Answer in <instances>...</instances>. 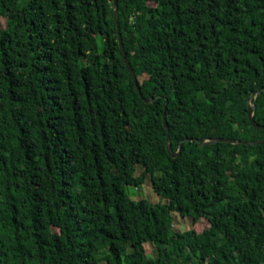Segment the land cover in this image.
Here are the masks:
<instances>
[{
    "label": "trees",
    "instance_id": "trees-1",
    "mask_svg": "<svg viewBox=\"0 0 264 264\" xmlns=\"http://www.w3.org/2000/svg\"><path fill=\"white\" fill-rule=\"evenodd\" d=\"M118 10L0 0V264H264V0Z\"/></svg>",
    "mask_w": 264,
    "mask_h": 264
},
{
    "label": "water",
    "instance_id": "water-1",
    "mask_svg": "<svg viewBox=\"0 0 264 264\" xmlns=\"http://www.w3.org/2000/svg\"><path fill=\"white\" fill-rule=\"evenodd\" d=\"M115 7H116V14H117V19H119V16H118V9H119V0H115ZM118 37H119V42H120V46H121V50H122V53H123V58L126 62V65L129 69V72L134 80V83L136 85V89L137 91L141 94V86L139 84V80H138V77H137V74L135 73L129 59H128V55H127V52H126V49H125V45L123 43V38H122V35H121V31H120V23H118ZM264 92V88H261L259 89L253 96L252 98L255 99V102L253 105L249 104V120L250 122L252 123V125L261 130V131H264V126H261L259 125L256 121H255V109H256V104L259 100V97L260 95ZM143 100L147 101V102H152L153 98H144L143 97ZM165 109H167V105H165ZM164 122H165V126L166 128L168 129V134H167V147H168V151L169 153L176 157V156H179L181 155V152H182V147H183V144L185 143L186 140H183L181 142V145H180V148L178 151H174L173 148H172V142H171V137L169 135V124H168V120H167V112L165 110L164 112ZM189 140L193 141V140H197V139H193V138H190ZM199 141V140H198ZM200 145H203V146H208V145H213V144H218V143H226V144H232V145H253V146H256V145H262L264 144V140L262 141H241V140H237V139H213V140H200L199 141Z\"/></svg>",
    "mask_w": 264,
    "mask_h": 264
},
{
    "label": "rangeland",
    "instance_id": "rangeland-1",
    "mask_svg": "<svg viewBox=\"0 0 264 264\" xmlns=\"http://www.w3.org/2000/svg\"><path fill=\"white\" fill-rule=\"evenodd\" d=\"M129 192L135 199L145 198L154 203L160 202V196L153 190L151 182H146L142 185L139 190L134 186L129 187ZM210 224L206 220H201L197 224L193 225V221L190 217H181L177 216L174 220L173 227L174 230L177 232L183 233L189 230H194L197 233L202 232L203 230L207 229ZM146 252L149 256L153 255L155 248L153 244L146 243L145 244Z\"/></svg>",
    "mask_w": 264,
    "mask_h": 264
}]
</instances>
